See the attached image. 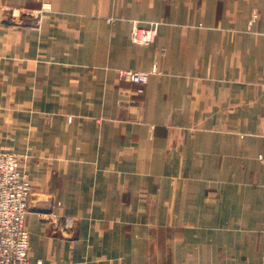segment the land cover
Masks as SVG:
<instances>
[{
  "label": "crops",
  "instance_id": "crops-1",
  "mask_svg": "<svg viewBox=\"0 0 264 264\" xmlns=\"http://www.w3.org/2000/svg\"><path fill=\"white\" fill-rule=\"evenodd\" d=\"M263 30L264 0H0L30 264H264Z\"/></svg>",
  "mask_w": 264,
  "mask_h": 264
},
{
  "label": "built area",
  "instance_id": "built-area-1",
  "mask_svg": "<svg viewBox=\"0 0 264 264\" xmlns=\"http://www.w3.org/2000/svg\"><path fill=\"white\" fill-rule=\"evenodd\" d=\"M256 19L257 14L254 13L249 24ZM156 28L157 23L143 27L137 21H133L130 38L137 44H149L155 39ZM163 51L164 49L161 53ZM155 72L156 64L149 71L119 69L118 75L124 81L145 84L150 74ZM261 137L263 148L257 158L264 168V121ZM21 169V156L0 147V264H30L26 214L30 206L32 186L27 173ZM35 264L43 263L36 260Z\"/></svg>",
  "mask_w": 264,
  "mask_h": 264
},
{
  "label": "rangeland",
  "instance_id": "rangeland-1",
  "mask_svg": "<svg viewBox=\"0 0 264 264\" xmlns=\"http://www.w3.org/2000/svg\"><path fill=\"white\" fill-rule=\"evenodd\" d=\"M44 7H45V5H44ZM19 155L21 156V166H22L23 165V160L25 159V157H24V155H21V154H19Z\"/></svg>",
  "mask_w": 264,
  "mask_h": 264
}]
</instances>
